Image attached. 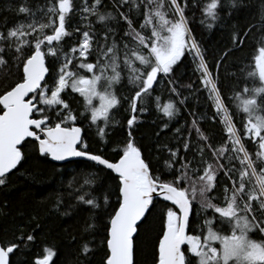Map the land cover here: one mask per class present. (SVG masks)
Returning <instances> with one entry per match:
<instances>
[{
	"label": "snow or ice",
	"instance_id": "obj_1",
	"mask_svg": "<svg viewBox=\"0 0 264 264\" xmlns=\"http://www.w3.org/2000/svg\"><path fill=\"white\" fill-rule=\"evenodd\" d=\"M229 4L235 9L238 0ZM223 6V0H83L79 6L76 0H46L33 12L21 4L18 13L29 19L0 26V70L15 68L13 83L0 94V187L26 161L29 146L51 161L91 162L94 171L82 184L76 186L75 177L68 181L75 203L67 206H83L90 214L69 231L73 241L94 235L103 220L102 264H135L134 234L159 201L166 203L155 264H264V34L249 66L232 74L235 82L226 86L231 95L221 87L219 74L254 28L264 33V3L259 25L235 29L233 47L221 54L214 74L191 34L187 12L199 9L201 23L212 28ZM77 14L80 22L73 25ZM69 40L75 41L71 47ZM186 52L198 59L195 71L207 92L211 119L223 125L226 137L217 147L197 119L190 126L185 120L175 129L176 147L157 148L168 153L164 167L153 168L136 143L135 130L154 105L167 118L159 138L180 115L178 105L186 106L183 91H201L176 77ZM119 87H127L128 94H118ZM125 104L127 136L112 149L114 156L103 149L93 152L84 123L107 145L109 129L120 123L114 113ZM105 171L113 186L99 197L93 192ZM64 204L58 193L55 209ZM33 222L38 228L37 214L15 226L11 241L0 243V264H12L22 246L36 244ZM89 244L80 246L78 264L92 253ZM58 255L45 244L28 264H56Z\"/></svg>",
	"mask_w": 264,
	"mask_h": 264
},
{
	"label": "trees",
	"instance_id": "obj_2",
	"mask_svg": "<svg viewBox=\"0 0 264 264\" xmlns=\"http://www.w3.org/2000/svg\"><path fill=\"white\" fill-rule=\"evenodd\" d=\"M25 2L33 12H36L38 7L45 5L46 0H0V26L5 21L9 27L21 21H27L29 17L19 14L17 11L18 7ZM76 3L79 6L83 0H76ZM105 3L108 4L109 0H105ZM262 3L264 0H238V7L232 9L229 0H223L224 6L219 12L220 19L212 28H208L206 23H201L202 15L199 9H189L187 17L191 34L214 74L216 73V63L221 54L233 47L232 36L235 29L246 30L250 25H259ZM230 11L231 15H229ZM79 22L80 17L77 14L74 16L72 24L77 25ZM93 22L95 23L94 19ZM95 27L98 32L103 31L101 25H95ZM69 30L72 29L69 28ZM262 34L264 33H260L258 28H254L242 50L234 51L219 69L220 84L221 87L225 88L226 95H231L226 86L235 82L231 78L232 74L238 73L240 68L248 67L249 61L258 54L256 41ZM73 43H75L74 40H69L68 47H71ZM194 55V52H186L185 57L182 58L183 63L176 68V77L183 85L191 83L199 87L201 91L190 89L183 91V95L188 97L186 106L178 105L181 110L180 115L175 120L168 122L169 131L157 138L156 134L163 127L167 118L163 117L162 112L158 113L154 105L150 112H146L139 118V127L135 130L136 143L141 147L146 160L151 161L153 168H156L157 164L160 168L164 167V158L167 157L168 153L167 151L159 152L157 148L163 144L175 148L180 139V137L174 138L175 129L184 125L185 120L190 126L193 118L197 119L204 133L212 138V142L217 147L226 137L223 125L217 124L211 119L212 109L207 100V92L203 90V85L199 81L200 74L195 71L198 59L194 61ZM252 66L254 67V64ZM14 79L15 68L0 70V94L9 88ZM126 83L125 81V85ZM162 87V85L158 86L157 94H160ZM118 94L127 95V87H119ZM77 99L81 98L77 97ZM162 99L166 102L168 94L164 93ZM76 106L74 105V107ZM126 107L125 104L124 107L114 113V122L119 121L120 123L109 129L110 142L107 145L99 142L95 128L88 129L86 122L84 123V135L93 152L103 149L109 156H114L112 149L127 136L125 117L128 114L124 111ZM189 112L193 115H189ZM237 123H239L238 118ZM182 136L187 137V131H184ZM193 140H195V133H193ZM27 152L26 161L22 162V166H18V170L10 176L7 185L0 187V243L11 241L14 238V232H16L15 226L27 223L33 214L39 216V227H36L35 222L32 224L38 239L31 249H25L22 246L21 250L12 257V264H28L36 258L45 244L52 246L54 250L59 252L58 257L54 258L56 264H78V250L85 241L90 242L89 246L92 248V253L86 258H81L83 264H102L106 251V245L103 242L106 235L103 231L104 221L99 222L97 234H85L83 238L77 236L75 241L71 238L73 233L69 231L70 226L75 224L78 219L83 220L90 214L83 206L79 209H71L67 206L75 203L74 198L69 196L72 189L67 187L68 181L75 177L76 186L82 184L88 178L87 173L94 171L88 167L91 162L57 164L40 157L38 153L32 151L31 146L27 148ZM100 177V184L93 194L102 197L105 191L112 188L113 181L109 178L107 171L100 173ZM166 178L170 179L171 177L166 176ZM58 193H62L65 200V204L59 210L54 207ZM111 201L113 204L115 203V196L111 197ZM165 203L163 201L157 202L155 207L146 213V219L139 224L138 231L134 236L135 264H155L158 256L159 238L162 235V214L165 211ZM65 211L75 214L65 216L63 215ZM253 238L260 239L256 234H253Z\"/></svg>",
	"mask_w": 264,
	"mask_h": 264
},
{
	"label": "water",
	"instance_id": "obj_3",
	"mask_svg": "<svg viewBox=\"0 0 264 264\" xmlns=\"http://www.w3.org/2000/svg\"><path fill=\"white\" fill-rule=\"evenodd\" d=\"M50 160V159H49ZM51 161V160H50ZM52 162H54V163H57V164H60V163H64V162H56V161H52ZM136 234V233H135ZM135 234H134V236H135Z\"/></svg>",
	"mask_w": 264,
	"mask_h": 264
}]
</instances>
